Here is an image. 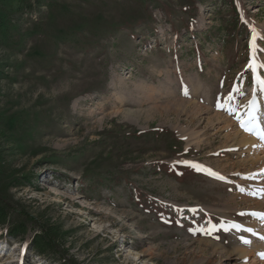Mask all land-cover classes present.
<instances>
[{
    "label": "rangeland",
    "instance_id": "1",
    "mask_svg": "<svg viewBox=\"0 0 264 264\" xmlns=\"http://www.w3.org/2000/svg\"><path fill=\"white\" fill-rule=\"evenodd\" d=\"M253 55L264 0H0V264H264Z\"/></svg>",
    "mask_w": 264,
    "mask_h": 264
},
{
    "label": "snow or ice",
    "instance_id": "2",
    "mask_svg": "<svg viewBox=\"0 0 264 264\" xmlns=\"http://www.w3.org/2000/svg\"><path fill=\"white\" fill-rule=\"evenodd\" d=\"M256 41H257V36L255 34H253L251 37V41H250V47H252L253 49H255ZM260 67H264V65L256 63L255 62V55H253L251 61L249 62L248 68L253 72V75H254L256 82L258 84H260V86L262 88H264V79H261L260 76L257 74V70ZM250 106H251L252 110H250L248 112V118L246 120L241 119L239 121L240 126L244 131L249 132L250 134L256 135L259 140L264 141V129H262L260 127L259 121H258L256 115L254 114L255 101H251ZM262 192H264V190H262ZM252 215L257 217V218L264 219V215H262V214L253 213ZM245 231L251 232L252 230L246 229ZM240 239H241V242L244 244H250L251 243V241H249L243 237H241ZM261 239H264V237H261ZM262 258H264V254H262Z\"/></svg>",
    "mask_w": 264,
    "mask_h": 264
},
{
    "label": "trees",
    "instance_id": "3",
    "mask_svg": "<svg viewBox=\"0 0 264 264\" xmlns=\"http://www.w3.org/2000/svg\"><path fill=\"white\" fill-rule=\"evenodd\" d=\"M8 219V213L6 211L5 208L0 207V223H5ZM24 232V230H21L19 228H14L10 233L12 234V236H18L19 234H22ZM40 235H38L37 237L34 238L33 240V247L35 248V250H40L42 248H44V244L42 243L41 240H39Z\"/></svg>",
    "mask_w": 264,
    "mask_h": 264
},
{
    "label": "bare ground",
    "instance_id": "4",
    "mask_svg": "<svg viewBox=\"0 0 264 264\" xmlns=\"http://www.w3.org/2000/svg\"><path fill=\"white\" fill-rule=\"evenodd\" d=\"M243 249V248H242Z\"/></svg>",
    "mask_w": 264,
    "mask_h": 264
}]
</instances>
